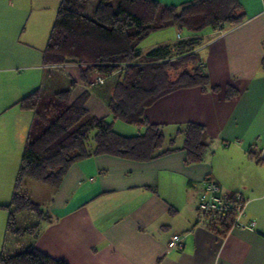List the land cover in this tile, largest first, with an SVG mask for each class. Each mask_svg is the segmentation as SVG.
Returning a JSON list of instances; mask_svg holds the SVG:
<instances>
[{
    "label": "crops",
    "instance_id": "0c3cea01",
    "mask_svg": "<svg viewBox=\"0 0 264 264\" xmlns=\"http://www.w3.org/2000/svg\"><path fill=\"white\" fill-rule=\"evenodd\" d=\"M59 1L0 0V181L15 176L14 159L21 156L32 119L16 101L34 88L53 92L74 80L69 101L87 92V111L111 120L106 82L88 86L74 63H41L46 11ZM239 1L241 23L177 33L202 38L197 52L209 83L219 90L177 88L144 109L149 122L161 124L162 149L169 150L144 161L90 154L72 162L57 186L38 182L49 217L40 221L34 240L39 250L67 264H264V0ZM94 6L87 14V0L84 13L91 15ZM228 84L237 94L225 98ZM188 121L205 127L209 143L196 162H188L182 148ZM112 122L116 132L128 135L121 123L130 124ZM206 177L221 195L238 194L245 202L239 224L224 234L208 228L196 211ZM11 188L0 186V204L9 202ZM175 234L180 243L169 247Z\"/></svg>",
    "mask_w": 264,
    "mask_h": 264
},
{
    "label": "trees",
    "instance_id": "16d2710c",
    "mask_svg": "<svg viewBox=\"0 0 264 264\" xmlns=\"http://www.w3.org/2000/svg\"><path fill=\"white\" fill-rule=\"evenodd\" d=\"M86 1H59L41 50V63L47 66L77 64L79 78L86 84L95 75H108L107 79H112V82L106 106L111 120L87 111L84 106L87 92L69 101L74 80H70L67 87L53 92L42 86L36 87L16 101L21 109L32 113V119L10 200L0 204L7 209L0 264H67L34 245L41 229L40 221L49 217L25 190L26 179L55 187L72 162L90 154L149 160L169 149H162L164 135L161 124L149 122L143 116L144 109L177 88L219 90L217 85L209 83L197 52L202 41L200 36L177 38L144 53L138 47L140 41L150 32L169 26L198 33L206 27L212 30L232 27L245 18L239 0H186L177 5L157 0H116L114 5L113 0H97L91 15L84 13ZM260 67L264 70V56ZM236 94L234 86H225V98ZM115 119L143 130L132 135L120 134L113 129L112 120ZM182 133L186 160L200 161L209 144L205 127L188 121ZM169 141L173 142V139ZM90 142H93V148L89 147ZM21 211L32 212L37 221L18 227L16 215ZM199 214L200 221L219 234H224L234 225L235 211L231 209ZM8 234H28L31 240L20 251L7 252L4 243Z\"/></svg>",
    "mask_w": 264,
    "mask_h": 264
},
{
    "label": "rangeland",
    "instance_id": "374dc122",
    "mask_svg": "<svg viewBox=\"0 0 264 264\" xmlns=\"http://www.w3.org/2000/svg\"><path fill=\"white\" fill-rule=\"evenodd\" d=\"M95 2H96V0H88V8L85 10L86 13L88 12L89 7L95 5ZM112 3L115 5L116 0H113ZM55 11H56V9H50V8L47 9V11H46V13H47L46 19H47V23L49 24L50 27H51V24L53 22ZM51 17H52V19H51ZM49 26H48V29L45 30V32L41 31V34H44V35H41V40H43L42 42H44V43L46 42V39H47V36L49 33V29H50ZM177 33L180 34L181 36H185L187 33V30L186 29L177 30L174 26H169V27H165V28H162L159 30L152 31L144 39H142L140 41V43L138 44V47L140 48V50L142 52H146L149 49H151V48H153L159 44H163L162 43L163 41L164 42L169 41L171 43L172 41H174L177 38ZM111 82H112V79H107L106 85H110ZM118 123H121V122H118ZM121 126L125 127L126 129H129V130L122 129V130H124L125 134H128V135L135 134L136 132L141 130L138 127H136L135 125H131V124L127 125V124L121 123ZM165 135L167 136L166 133H165ZM19 158H20V156L18 155V157L14 159L16 170L18 168ZM13 180H14V176H13V179L12 178L9 179L8 177H5L3 180L0 181V186L3 187V189L13 187ZM36 185H39L38 182L33 181L31 179H26L24 182L25 190L27 192H29L32 200L33 199L37 200L38 201L37 203H40V208L42 209L41 205L43 206V204H41L42 200H40L41 196H42L41 195L42 191L38 190ZM3 197H0V200H2L1 198H3ZM8 197L10 198L9 195H8ZM7 201H9V199ZM196 211H197V214L200 216L198 210H196ZM5 216H7V209L0 207V250L2 248V243L4 242L5 222H6ZM36 221H37V219H36L35 214H33L30 211H21L16 215V222H17L18 227L27 226L29 224H34ZM30 239H31V237L28 234H25L22 236H16V235L8 234V236H6V240L4 243L5 250L7 252L20 251L30 241Z\"/></svg>",
    "mask_w": 264,
    "mask_h": 264
},
{
    "label": "built area",
    "instance_id": "2783aa9c",
    "mask_svg": "<svg viewBox=\"0 0 264 264\" xmlns=\"http://www.w3.org/2000/svg\"><path fill=\"white\" fill-rule=\"evenodd\" d=\"M108 75H95L88 83L89 86L103 84ZM244 200L238 194H233L231 197L221 195L217 183L210 179L203 180V187L198 194L196 208L200 213L203 212H223L229 209L235 211L234 224H239V218L242 214ZM181 237L177 234L172 235L168 241L169 247H175L180 243Z\"/></svg>",
    "mask_w": 264,
    "mask_h": 264
}]
</instances>
